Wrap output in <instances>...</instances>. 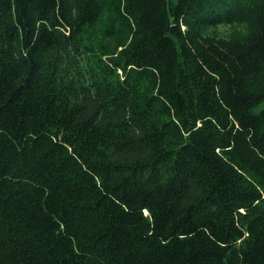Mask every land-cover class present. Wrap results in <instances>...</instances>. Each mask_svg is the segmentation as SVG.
<instances>
[{"label": "trees", "instance_id": "1", "mask_svg": "<svg viewBox=\"0 0 264 264\" xmlns=\"http://www.w3.org/2000/svg\"><path fill=\"white\" fill-rule=\"evenodd\" d=\"M0 264H264V0H0Z\"/></svg>", "mask_w": 264, "mask_h": 264}, {"label": "rangeland", "instance_id": "2", "mask_svg": "<svg viewBox=\"0 0 264 264\" xmlns=\"http://www.w3.org/2000/svg\"><path fill=\"white\" fill-rule=\"evenodd\" d=\"M236 28L230 26H218L215 30L217 35L222 38H228Z\"/></svg>", "mask_w": 264, "mask_h": 264}, {"label": "water", "instance_id": "3", "mask_svg": "<svg viewBox=\"0 0 264 264\" xmlns=\"http://www.w3.org/2000/svg\"><path fill=\"white\" fill-rule=\"evenodd\" d=\"M171 34H172L173 36L175 35L174 27L171 28Z\"/></svg>", "mask_w": 264, "mask_h": 264}]
</instances>
